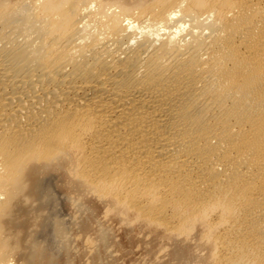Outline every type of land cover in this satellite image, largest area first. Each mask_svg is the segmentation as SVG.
<instances>
[{
  "label": "bare ground",
  "instance_id": "bare-ground-1",
  "mask_svg": "<svg viewBox=\"0 0 264 264\" xmlns=\"http://www.w3.org/2000/svg\"><path fill=\"white\" fill-rule=\"evenodd\" d=\"M86 198L264 264V0H0V264Z\"/></svg>",
  "mask_w": 264,
  "mask_h": 264
},
{
  "label": "rangeland",
  "instance_id": "rangeland-1",
  "mask_svg": "<svg viewBox=\"0 0 264 264\" xmlns=\"http://www.w3.org/2000/svg\"><path fill=\"white\" fill-rule=\"evenodd\" d=\"M85 200L90 204L86 214L69 207L59 215L71 224L64 229L69 239L64 242L57 239L59 248L50 250L54 251L55 261L61 264H197V259L190 258L191 254L195 255L192 239L176 238L134 215L115 218L97 200ZM102 231L105 234L101 238ZM47 234L43 236L45 239L39 238V244L47 239ZM181 249L183 256H176V251Z\"/></svg>",
  "mask_w": 264,
  "mask_h": 264
}]
</instances>
